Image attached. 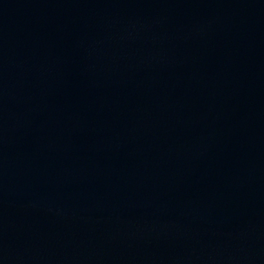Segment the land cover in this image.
Instances as JSON below:
<instances>
[{"label": "water", "instance_id": "1", "mask_svg": "<svg viewBox=\"0 0 264 264\" xmlns=\"http://www.w3.org/2000/svg\"><path fill=\"white\" fill-rule=\"evenodd\" d=\"M0 264H264V0H0Z\"/></svg>", "mask_w": 264, "mask_h": 264}]
</instances>
